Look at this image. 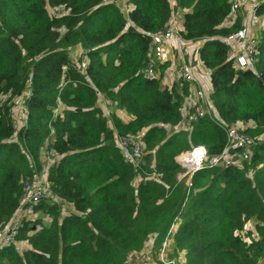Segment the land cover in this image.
<instances>
[{"label":"trees","instance_id":"trees-1","mask_svg":"<svg viewBox=\"0 0 264 264\" xmlns=\"http://www.w3.org/2000/svg\"><path fill=\"white\" fill-rule=\"evenodd\" d=\"M175 1L185 10L181 39L202 41L217 114L178 131L168 129L185 121L188 83L162 85L165 64L144 76L170 0H125L127 13L111 0H0V229L20 206L22 181L42 171V149L58 157L46 176L56 201L32 206L16 237L25 246H0V264H129L151 237L157 247L169 238L182 264H264V31L252 67L236 68L224 40L242 28L240 19L224 25L232 0ZM262 13L264 1L254 10ZM75 45L84 72L69 57ZM99 96L133 119L112 113L110 124ZM15 99L26 108L18 128ZM230 124H249V159L206 165L187 186L176 158L199 145L208 159L220 154ZM141 131L144 154L134 165L117 137ZM62 203L71 206L65 213ZM250 219L257 237L247 241L240 232Z\"/></svg>","mask_w":264,"mask_h":264},{"label":"built area","instance_id":"built-area-1","mask_svg":"<svg viewBox=\"0 0 264 264\" xmlns=\"http://www.w3.org/2000/svg\"><path fill=\"white\" fill-rule=\"evenodd\" d=\"M116 5L125 2V0H111ZM246 0H232L230 5V17L235 15L240 6L245 3ZM254 7H257L259 3L264 0H248ZM172 14L176 7V1L170 0ZM120 6V5H119ZM65 9L63 6L56 8V13H64ZM264 17V13L261 14ZM172 17V15H171ZM182 32V24L179 22L171 21V18L167 25L160 30L155 31L151 35V51L149 53V61L144 70V76L149 78L155 73V62L159 61L163 57L164 48L166 44L174 38L180 39V33ZM224 40L229 44L231 49V55L233 56V63L236 68H247L252 67L254 61V55L256 53L255 46L257 39L248 35L246 27H242L230 35ZM235 45V47H234ZM80 59L76 66L84 72L86 68V59L84 55L78 57ZM182 79L188 84L196 82L194 73L191 71L189 66L182 67ZM31 74L28 76L24 98L31 93ZM196 100L191 106L188 113L184 114V122L186 127L193 122H196L198 118L204 116L206 113H210L206 105V95L202 89L195 91ZM19 112V113H18ZM26 113V108L22 103H14L10 109V116L17 122L19 117H23ZM180 128H185V123ZM249 127V124H230L226 128V146L223 151L215 156L209 158V163L203 165L204 159L207 157L206 149L203 146H194L190 151L180 154L176 160H180V173L184 183L190 186L192 176L204 166H230L239 165L245 160H248L251 151L249 148L250 138L248 137L245 130ZM117 145L121 150L124 159L134 165L138 164L144 154V146L141 141V137L137 135H126L117 137ZM52 155V152H49ZM23 196L20 201V206L11 216L9 221L0 229V246L5 244H14L17 251H21L23 242L16 240L20 221L22 218H30L35 216L32 210V206L37 204L39 201L50 197L51 187L50 183L46 179H24L22 181ZM169 241V238L161 243V253L165 250V242Z\"/></svg>","mask_w":264,"mask_h":264},{"label":"crops","instance_id":"crops-1","mask_svg":"<svg viewBox=\"0 0 264 264\" xmlns=\"http://www.w3.org/2000/svg\"><path fill=\"white\" fill-rule=\"evenodd\" d=\"M122 4H123L122 6L124 8H126V9L130 8V5H127L126 2H123ZM241 8H242V10L241 9L240 10L243 11V13H245V16H246L245 22L242 25V27L243 26L247 27L251 37H253L255 39H259L260 32L264 31V17L261 16V15L258 16V15L254 14L255 7H253V5L250 3V1L244 3ZM175 10H176L175 17L177 18L179 23L182 24V22H183V13L185 12V10L179 9V8H177ZM251 11H252V13H251ZM126 13H127V11H126ZM252 21H254L255 24L258 27L257 26H252V28H251ZM231 23H232V20H230V21L229 20H225L224 21V25L225 26H228ZM256 29L258 31H260V32H256ZM201 43H202V41L191 42V41H184L181 38L180 39H177V38L171 39L166 44V46L164 48V53H163L164 57H163V61L161 62V64H165V69H164V72H163V76L161 78V83H162V85L167 86V87H170V86H172L174 84H177L180 81V69H179V66H181L183 63H188L192 67V71H193V73L195 75L196 82L193 83V84H188L187 95H185V97L183 99L182 110L186 106H187V108L189 106H191L193 101L196 100L195 91L198 90V89H202L205 92V95H206V101H207L206 105H207L208 110L210 111L211 114H213L214 116H217V114L214 111L212 102L209 99V95L212 92V85L210 83V71L208 69H206L202 65V63H201V61H200V59L198 57V54H197V49L199 48ZM234 47H235V45H234ZM69 50H72V52H73L72 55L73 56H74V54L76 52H78V55H77L78 57L83 52V50H82L80 45H75V46L71 47ZM76 59L78 60V58H76ZM77 60H74V61H77ZM101 100L105 101L106 104L111 109L112 113H114L122 121L127 122V121H130V120L133 119L132 115L128 114L124 110L116 109L110 102L104 100L101 96H99L98 101H97V106L102 110L103 114H105L104 110L98 104L99 101H101ZM108 121L111 124L110 119ZM19 122H21V121L20 120L17 121L16 124L19 123ZM21 125H22V122H21ZM21 125H19V126H21ZM19 126H17V127H19ZM180 129H181L180 125L172 127V130H174V131H178ZM143 132L144 131L139 132L137 134V136L141 137ZM44 151L48 152L47 150L42 149L41 154H40L41 160L43 159V153L42 152H44ZM53 156H55V155H53ZM57 158L58 157L55 156L54 160H56ZM50 166H48L42 172L37 174L36 175V176H38L37 179H46L47 170H48V168ZM137 181H139V178L135 181V184H137ZM150 242L154 243V237H151L146 242V244H149ZM22 245H23V247L25 246V244H22ZM182 262H184L183 257H182Z\"/></svg>","mask_w":264,"mask_h":264},{"label":"rangeland","instance_id":"rangeland-1","mask_svg":"<svg viewBox=\"0 0 264 264\" xmlns=\"http://www.w3.org/2000/svg\"><path fill=\"white\" fill-rule=\"evenodd\" d=\"M171 2H172V0H171ZM246 2H248V0H246L245 3ZM250 3H251V1H250ZM119 5H120V8H122L123 12L126 13L127 9L122 6L123 4L120 2ZM241 7L242 6L239 7L236 14L232 15V17H230L229 20L233 21L235 19H240L241 20V26H242L245 22L246 16H245V13H243V11H241L242 10ZM50 11L51 10H49V12ZM175 12H176V10L174 9L172 17H171V21L179 22L177 20V18L175 17ZM251 13H252V11H251ZM252 26H257L254 21H252L251 28H252ZM243 27H245V26H243ZM62 31H63V29H60V32H62ZM256 32H260V31H258L256 29ZM248 35H250L249 30H248ZM72 53H73L72 50H69L70 59L72 61L77 60L76 58H78V56H77L78 52H76L74 54V56L72 55ZM163 57H164V55H163ZM163 57L159 61L155 62L156 67L154 70H156L157 67L161 64V62L163 61ZM183 66H189L191 68V71H192V67L188 63H183L181 66H179V69H180V81L179 82L180 83L184 82L182 79V67ZM5 100H7V96L0 95V105ZM18 101L19 100H17V99L11 101L9 103V106H11L13 103H16ZM194 102H195V100L193 101L191 106L194 104ZM98 104L104 110V113H105L104 115L109 119L110 114H112V111L109 108V106L106 104L105 101H102V100L99 101ZM191 106H189L188 108H187V106L184 107V109L182 110L183 115L189 112V110L191 109ZM183 122L184 121H182L181 124H183ZM15 125H16V128H18L17 126L21 125V122L15 124ZM168 130L170 131V130H172V128H169ZM261 137H263L262 140H264V135H262ZM42 153H43V159L41 161H42V171H43L45 168H47L48 166H50L53 163L55 156H53V155L49 154V152H45V151ZM208 163H209V159L206 157L204 159L203 165L208 164ZM179 176H180V180L183 181V178H182L183 176L181 173L179 174ZM35 178H38V176H36ZM50 200H51V202L56 201L54 198H52V196L50 197ZM70 208H71L70 205H68L66 203H62L63 213L67 212ZM37 215H40V213H38ZM254 224H255V221L253 219H250L248 222L245 223L244 229L240 232L241 235L244 236V239L247 241H249V239H251V238L257 237L256 231L254 228ZM246 233H249V235ZM165 246H166L165 250L161 253L160 248H158L157 245L155 246L153 242H150L149 244H145L140 252H133L130 255H128V258H127L128 263L129 264H182L183 253L181 251H179V252L175 251L174 247L171 244V241L165 242Z\"/></svg>","mask_w":264,"mask_h":264},{"label":"water","instance_id":"water-1","mask_svg":"<svg viewBox=\"0 0 264 264\" xmlns=\"http://www.w3.org/2000/svg\"><path fill=\"white\" fill-rule=\"evenodd\" d=\"M178 163H180V160H177Z\"/></svg>","mask_w":264,"mask_h":264},{"label":"bare ground","instance_id":"bare-ground-1","mask_svg":"<svg viewBox=\"0 0 264 264\" xmlns=\"http://www.w3.org/2000/svg\"><path fill=\"white\" fill-rule=\"evenodd\" d=\"M19 113V112H18Z\"/></svg>","mask_w":264,"mask_h":264}]
</instances>
